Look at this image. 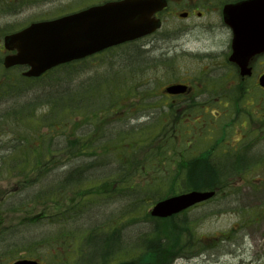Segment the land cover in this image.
I'll return each mask as SVG.
<instances>
[{
	"label": "rangeland",
	"instance_id": "1",
	"mask_svg": "<svg viewBox=\"0 0 264 264\" xmlns=\"http://www.w3.org/2000/svg\"><path fill=\"white\" fill-rule=\"evenodd\" d=\"M78 1L26 0L20 11L10 5L0 16V32L67 13ZM208 41L187 46L211 48ZM129 45L63 64L43 83L29 81L22 90L0 92V264L21 253L36 254L43 264H133L139 246L158 239L171 246L181 229L152 217L151 209L156 199L184 187L173 184L186 177L177 160L205 150L227 168L229 186L180 215L184 226L192 228L185 229L184 238L191 239V246L195 240L197 247L187 251L192 256L179 255L164 264H264V128L258 133L252 120L259 103L251 105L248 93L239 89L240 106L220 107L215 98L213 113L199 105L137 106L139 99L127 101L118 92L152 84L157 89L188 77L196 83L200 55L182 52L140 73V56ZM3 55L1 48L0 63ZM3 71L0 64V81L25 78L17 68ZM61 86L67 93L79 91L71 99L76 106H53L56 98L49 97ZM19 103L28 106L26 117L16 112ZM246 118L251 126L244 130ZM24 133L34 137L28 148L40 144L45 133L46 145L63 150H53L39 170L32 164L41 155L21 151ZM24 166L36 171L25 176ZM72 173L77 179L69 180ZM213 180H219L218 172Z\"/></svg>",
	"mask_w": 264,
	"mask_h": 264
},
{
	"label": "flooded vegetation",
	"instance_id": "2",
	"mask_svg": "<svg viewBox=\"0 0 264 264\" xmlns=\"http://www.w3.org/2000/svg\"><path fill=\"white\" fill-rule=\"evenodd\" d=\"M119 0H83L84 8L97 4H106ZM145 1L150 9L149 20L155 30L135 40L125 42L135 55L140 56L138 66L140 73L147 71L153 62H166L180 53L197 52L200 55L196 83L188 77L186 80H172L161 85L159 92L152 89L136 91L138 97L146 96V105L150 107L167 106L169 108H186L199 105L204 108L215 106V98L220 107H230L233 103L240 106L239 89L248 93L251 105H256V116L252 118L260 133L264 128V86L260 78L264 76V45L257 46L250 57V73L242 74L238 62L231 60L234 52L233 43L240 36H254L255 30L245 28L249 24H264V0H137ZM26 0H0V16L7 7L15 6V11L25 7ZM196 36L195 38H191ZM210 40L211 48L189 49L190 41ZM264 41V31L261 35ZM217 44V46L215 45ZM135 56V57H137ZM143 65H145L143 67ZM215 76V77H213ZM235 77V78H234ZM254 79V81H253ZM220 81V83H219ZM252 81L253 83H249ZM184 84L176 92L169 87ZM233 91V93H231ZM219 93V96L215 94ZM214 104V105H213ZM222 113V112H221ZM250 128L249 119L243 123ZM250 132V131H249ZM22 259H36L30 254L21 255ZM155 259L158 258L153 253ZM162 254L160 258H163Z\"/></svg>",
	"mask_w": 264,
	"mask_h": 264
},
{
	"label": "water",
	"instance_id": "3",
	"mask_svg": "<svg viewBox=\"0 0 264 264\" xmlns=\"http://www.w3.org/2000/svg\"><path fill=\"white\" fill-rule=\"evenodd\" d=\"M104 10H108V6L92 7L58 19L33 23L19 32L7 35L6 48L15 49L17 52L5 57V65L9 67L15 64H27L30 68L24 74L40 76L59 64L85 57L152 30L150 24L145 23L143 19L128 20L118 16V13L113 18H102ZM248 28L257 29L256 35L246 40L237 39L234 44L235 48L244 47L242 51L245 57L240 56L236 60L240 63L243 73L249 72L247 59L261 42L264 24L256 23L249 25ZM261 82L264 85V77ZM171 91L177 90L171 89ZM214 193V191L192 190L171 196L156 203L152 214L168 216L180 212L210 198ZM14 264L40 263L36 260L20 259Z\"/></svg>",
	"mask_w": 264,
	"mask_h": 264
},
{
	"label": "trees",
	"instance_id": "4",
	"mask_svg": "<svg viewBox=\"0 0 264 264\" xmlns=\"http://www.w3.org/2000/svg\"><path fill=\"white\" fill-rule=\"evenodd\" d=\"M64 66L65 65L58 66V67L48 71L46 74H44L43 76H41L39 78H27V77L21 78L18 76H9L7 81L3 78V80L0 81V92H2L3 94H6L8 90L9 91L22 90L26 86H29V84H28L29 81H31V82L35 81L34 82L35 84L36 83H43L45 81L44 80L45 77H47L50 73L57 71L60 67H64ZM5 73H9V70H6ZM36 81H38V82H36ZM30 87L33 88L32 85ZM77 92H79V91L74 90L73 92L70 91L67 93L65 87L61 86V87H57L53 91V94L49 98H56L52 101L53 106H56V108L60 107L62 105H70V104L76 106V104H73V102H71V99H72L73 95ZM53 95H55V96H53ZM84 95H86V94L84 93L82 95V98L86 99ZM17 105L18 106L16 108V112L18 114L23 113L24 117H26L27 112H28L27 111L28 106L27 105L24 106L25 104H22V103H19ZM139 106H141V105H139ZM41 134H42V136L39 137L40 144L35 143V146H32L30 148H28V144L31 145V142L34 139V137L30 136L27 133H24V135L22 136V139H21L23 142V145H24L22 147L21 151H24L26 154H28L30 156L41 155V159H36L35 164H32V166L39 167V170H41V166H40L41 164H43V165L46 164V162H47L46 160L48 159V155L51 154V152L53 150H54V154H56L55 152H57V150H59V151L63 150V149H53V146L50 148L48 145L45 144L47 141V135L45 133H41ZM77 136H81V135H77ZM81 137H83V136H81ZM53 140L54 139L51 138V140H50L51 143ZM70 144L72 146H75L74 144H72V142L67 143V145H70ZM40 149H42V150L40 151ZM58 153L59 152H57V154ZM171 162H170V164H168V167H166V168H169L171 166V164H172ZM22 164L29 165L28 163H22ZM177 165L180 167H178ZM176 167L178 168L179 171H183V170L186 171V177L183 178L182 182H180L178 184L173 182L175 187L176 186H184L181 189H179L178 192L188 191V190H192V189H214L217 191V194H218V193H221L223 190H225L229 186V183H228L229 180H226V178L228 176V174L226 173L227 168H225L224 166H221V163L219 164L218 162H213L207 154H203L199 157L188 159L187 161H184L183 156H182L177 160ZM34 171H36V169H30L29 167L24 166V170H22V173H24L26 176L27 174L34 172ZM202 171L206 172L207 176H201ZM217 172H218V179L219 180H213V175H215ZM42 178L43 177H40L38 179V181L42 180ZM74 178L77 179L76 173H72L71 175H69V180L70 179L73 180ZM61 188H64V185H62ZM58 190H59V188L57 187L56 191H58ZM176 192L177 191L175 189L174 193H176ZM171 223H173V224L170 227H172L174 229L175 228L181 229V233L178 232L177 234L176 233L173 234V238L176 237L177 240L172 243V246L177 247V246H180L182 244V241L185 239V238H183V236H185L184 231H185L186 227L184 225H180V223H178V222H176V223L171 222ZM157 241H158V243L155 240L151 241V243L154 247V250H156V251L157 250H163L165 247H168V246H164L166 244L163 242L162 239H158ZM168 244H170V243L168 242ZM155 246H161L162 248L158 249ZM139 261H141L143 264H148L150 262H153L154 257H153L152 251H149L148 253L144 252L142 257L139 259Z\"/></svg>",
	"mask_w": 264,
	"mask_h": 264
}]
</instances>
